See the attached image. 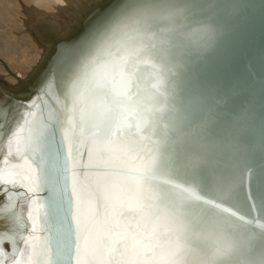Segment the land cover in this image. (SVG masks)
Masks as SVG:
<instances>
[{
  "label": "snow or ice",
  "instance_id": "6c2138e0",
  "mask_svg": "<svg viewBox=\"0 0 264 264\" xmlns=\"http://www.w3.org/2000/svg\"><path fill=\"white\" fill-rule=\"evenodd\" d=\"M89 19L29 96L0 90V264H264V0Z\"/></svg>",
  "mask_w": 264,
  "mask_h": 264
},
{
  "label": "bare ground",
  "instance_id": "6f19581e",
  "mask_svg": "<svg viewBox=\"0 0 264 264\" xmlns=\"http://www.w3.org/2000/svg\"><path fill=\"white\" fill-rule=\"evenodd\" d=\"M4 3H8L16 10L22 3H25L28 8L35 10V15L33 14L35 20H37V17L39 16L38 20L42 21L43 25L46 26L43 35L48 42H46V44L42 42L43 45L41 46L34 41L36 39L35 37L30 36L28 33H22V36L26 38L24 44H28V42L32 41L34 42L31 49H36V56L32 59L21 61L24 77L23 79L17 77L20 84L18 83L19 85H17V82H14V79L8 78L10 82L13 81V83L16 84V87L14 85L13 88L8 89V87H6L7 84L5 86L0 85V90L7 91L13 95L22 97L29 96L45 74L48 66L47 58L50 51V41L48 37L56 35L58 37L74 38L82 26L90 20L89 14L92 10L93 4L96 3V0H5ZM3 37L4 36L0 38V45H2L0 48L6 47L4 45L7 42L2 39ZM14 47L15 46L10 47V50H12L10 51L11 53H13L15 49ZM18 51H20L19 53L23 52L21 49ZM8 55L10 54L8 53ZM22 55L23 54L21 53L20 56ZM21 58H25V56ZM0 63L5 64L3 59H1ZM4 74V72H0V78L3 77L2 79L5 80ZM1 82L0 84L4 83V81Z\"/></svg>",
  "mask_w": 264,
  "mask_h": 264
},
{
  "label": "rangeland",
  "instance_id": "374dc122",
  "mask_svg": "<svg viewBox=\"0 0 264 264\" xmlns=\"http://www.w3.org/2000/svg\"><path fill=\"white\" fill-rule=\"evenodd\" d=\"M4 1L5 0H0V38L4 36L2 39L7 42L4 45L7 48H0V62L1 59L5 62V64L0 63V72L5 73V80L2 79L3 77L0 78L5 84L0 81L2 83L0 85L5 86L7 84L6 87L9 89L13 88L14 85L16 87V84H20L17 77H20L21 79L24 77L21 61L32 59L36 56V49H31L34 42L32 41L28 42V44H24L26 38L22 36V33H28L30 36L35 37L36 39L34 41L40 46L43 45V43L46 44L48 40L45 39L43 35L46 26L43 25L42 21L38 20L39 16L37 17V20H35V10L28 8L25 3H22L16 10L8 3H4ZM11 46H15L13 53L10 52L12 51L10 50ZM19 49L23 51L21 52L23 54L22 56H20L21 53H19ZM8 53L10 55H8ZM23 56H25V58H21ZM8 78L14 79V82L17 83L14 84L13 81L10 82Z\"/></svg>",
  "mask_w": 264,
  "mask_h": 264
},
{
  "label": "water",
  "instance_id": "95a60500",
  "mask_svg": "<svg viewBox=\"0 0 264 264\" xmlns=\"http://www.w3.org/2000/svg\"><path fill=\"white\" fill-rule=\"evenodd\" d=\"M109 2H114V0H109ZM254 2L259 3V0H254ZM91 23L89 20L82 26L74 38L80 37L87 29L88 25ZM261 47V37L259 33L252 38H243L239 45V51L242 55L238 56V72L240 74H247L249 71L258 72L259 71V49Z\"/></svg>",
  "mask_w": 264,
  "mask_h": 264
}]
</instances>
